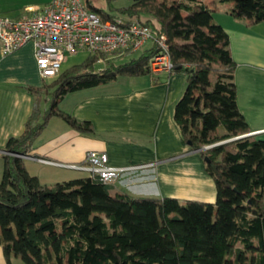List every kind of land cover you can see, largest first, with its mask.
<instances>
[{
	"label": "trees",
	"instance_id": "trees-1",
	"mask_svg": "<svg viewBox=\"0 0 264 264\" xmlns=\"http://www.w3.org/2000/svg\"><path fill=\"white\" fill-rule=\"evenodd\" d=\"M108 9L85 0L102 19H146L164 34L172 62L167 73L185 76L173 120L183 144L207 156L213 203L174 197H138L110 192L99 175L42 184L23 158L52 116L79 132L92 133L88 121L59 109L65 94L107 83L119 76L151 73L154 45L126 62L88 54L81 62L33 89L36 99L18 136L1 153L0 245L6 263L24 264H264V139L248 135L239 111L229 38L203 0H130ZM231 2L229 14L264 21V0ZM125 53H129L128 51ZM49 97L48 108L40 109ZM221 129V131H219Z\"/></svg>",
	"mask_w": 264,
	"mask_h": 264
},
{
	"label": "crops",
	"instance_id": "crops-1",
	"mask_svg": "<svg viewBox=\"0 0 264 264\" xmlns=\"http://www.w3.org/2000/svg\"><path fill=\"white\" fill-rule=\"evenodd\" d=\"M49 1L0 0V16L35 15ZM203 2L212 9L213 20L224 28L229 38L236 63L234 82L239 111L249 131H257L254 136L264 139V21L248 25L247 20L229 14L231 2ZM77 63L72 60L62 69ZM149 75L119 76L65 94L59 109L77 120L90 122L94 131L79 132L62 118L50 117L27 157H22L26 170L42 184L79 178L75 172L80 170L43 163L37 158L80 163L87 151H103L110 165L154 163L151 168L128 172L110 182L112 193L213 203L215 184L205 171L201 149L192 150L183 144L173 120L174 104L185 88V76L165 72ZM49 80L38 73L30 41L8 54L0 51V179L5 143L23 131L36 99L32 90ZM112 82L117 85H110ZM49 100L48 96L41 100L42 111L48 108ZM0 264H7L1 245ZM10 264L24 263L12 258Z\"/></svg>",
	"mask_w": 264,
	"mask_h": 264
},
{
	"label": "built area",
	"instance_id": "built-area-1",
	"mask_svg": "<svg viewBox=\"0 0 264 264\" xmlns=\"http://www.w3.org/2000/svg\"><path fill=\"white\" fill-rule=\"evenodd\" d=\"M156 29L155 23L147 24L143 17L119 16L102 19L97 12L87 8L85 0H50L35 15L18 18L0 16V51L2 54H8L30 41L33 44L38 73L41 78L49 80L60 73L64 64H71L72 58L80 52L87 55L101 54L98 63L103 64L107 57L115 54L138 51L145 41L150 39L155 52L148 59L149 71L168 73L173 65L166 36L162 33L156 35ZM256 133L257 131H249L234 138ZM221 142L204 145L203 149ZM37 160L88 172L89 176L99 175L105 183H110L128 172L154 166L153 162L110 165L106 153L96 150L87 151L80 163L54 161L43 157Z\"/></svg>",
	"mask_w": 264,
	"mask_h": 264
},
{
	"label": "rangeland",
	"instance_id": "rangeland-1",
	"mask_svg": "<svg viewBox=\"0 0 264 264\" xmlns=\"http://www.w3.org/2000/svg\"><path fill=\"white\" fill-rule=\"evenodd\" d=\"M167 2H170L172 0H166ZM92 2L94 4H97L98 6H104L106 9H108L105 0H92ZM130 3V0H114L112 1V5L114 7H120V6H125L128 5ZM224 3V2H223ZM138 18V17H137ZM152 41L150 39L146 40L145 43L142 45V47L136 51V52H129V53H122V54H115L112 59L115 63H122V62H126L131 58H135L137 56H139V54L146 49L147 47H149L151 45ZM87 57V54L84 52H80L79 54H77L75 57L72 58V60H76V62H80L82 60H84ZM148 76L150 77V75L148 74ZM186 84V83H185ZM110 85H117V82H112ZM185 87V85H184ZM184 91V88H183ZM182 91V93H183ZM181 93V95H182ZM55 171H65L63 170V168H55ZM81 172V173H80ZM78 175L79 177H85L88 176L89 173L88 172H84V171H79V172H75V176ZM68 180V179H67Z\"/></svg>",
	"mask_w": 264,
	"mask_h": 264
},
{
	"label": "water",
	"instance_id": "water-1",
	"mask_svg": "<svg viewBox=\"0 0 264 264\" xmlns=\"http://www.w3.org/2000/svg\"><path fill=\"white\" fill-rule=\"evenodd\" d=\"M230 140H232V139H230ZM200 149H203V147L200 148ZM2 151H4V150H2ZM203 159H204L205 161H207V160H208V157H207V156H204Z\"/></svg>",
	"mask_w": 264,
	"mask_h": 264
}]
</instances>
